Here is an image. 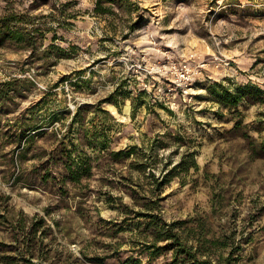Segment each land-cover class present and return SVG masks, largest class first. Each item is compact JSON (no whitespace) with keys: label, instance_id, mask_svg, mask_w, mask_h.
I'll list each match as a JSON object with an SVG mask.
<instances>
[{"label":"rangeland","instance_id":"374dc122","mask_svg":"<svg viewBox=\"0 0 264 264\" xmlns=\"http://www.w3.org/2000/svg\"><path fill=\"white\" fill-rule=\"evenodd\" d=\"M94 2L0 0V264H264V0Z\"/></svg>","mask_w":264,"mask_h":264},{"label":"trees","instance_id":"16d2710c","mask_svg":"<svg viewBox=\"0 0 264 264\" xmlns=\"http://www.w3.org/2000/svg\"><path fill=\"white\" fill-rule=\"evenodd\" d=\"M112 4L113 0H95L94 12L98 13L103 9V7H106L105 11L109 12ZM174 226V223L169 224L167 228L162 230V236L171 240V244H168L167 247L174 248L172 256L173 259L170 264H186L189 262H193V264H231L229 256L219 258L215 260L214 263L208 259V257L202 259V255H205L204 253L217 243L215 240L204 238L205 234L202 229L196 234L195 241L198 245L194 249L193 246L187 244L185 241L186 238H183L177 232H174Z\"/></svg>","mask_w":264,"mask_h":264},{"label":"built area","instance_id":"2783aa9c","mask_svg":"<svg viewBox=\"0 0 264 264\" xmlns=\"http://www.w3.org/2000/svg\"><path fill=\"white\" fill-rule=\"evenodd\" d=\"M181 77H184V74L183 73H180Z\"/></svg>","mask_w":264,"mask_h":264}]
</instances>
